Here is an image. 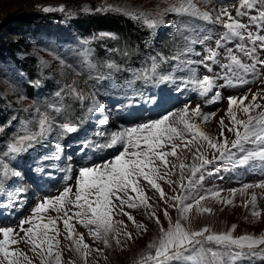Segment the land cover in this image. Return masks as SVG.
<instances>
[{"label":"rangeland","instance_id":"1","mask_svg":"<svg viewBox=\"0 0 264 264\" xmlns=\"http://www.w3.org/2000/svg\"><path fill=\"white\" fill-rule=\"evenodd\" d=\"M181 3L186 4L187 0H0L1 27L14 28L13 21L28 15L45 17L50 22L49 29L40 31L30 39L28 34L25 35L26 48L25 50L18 48L13 61L5 57L0 59V114L2 115L0 119V227L15 229L19 234L16 236L19 243L11 245L10 250L24 253L32 264H41L42 259L44 264H48V261L53 258L47 257L46 245L42 253L39 249L32 251L31 245L25 242L26 238L20 239L24 236V233L20 232V220L32 217L33 209L38 203L46 198L59 196L65 187L71 189L69 198L74 200L79 170L109 162L124 150L122 143L111 147L104 146L108 144L107 138L113 132H121L126 128L150 123L165 114H170L169 122L182 128L183 125L179 121L183 115L182 110L187 107L189 111L185 118L190 123L197 125L214 142H223L226 139L230 145L235 135L234 132L228 131V128L233 125L231 117L227 114L229 108L227 98L247 96L244 101V105L247 106L252 103V96L256 95L255 103L262 107L250 110L249 114L256 116L264 111V67L260 65L257 67L261 75L250 78L251 82L237 87L214 88L205 97L192 91L190 86H185L184 81L191 76L190 68H196L199 76L213 75V73H207L203 65H187L188 59L198 60L200 57L186 53L185 50L193 49L203 54L204 46L199 43L193 44L191 41L204 35H212L213 41L208 43L215 47L214 39L218 38V33L223 29L219 25L203 22L187 13L165 14L166 9L178 7ZM193 3L201 12L209 11L213 7L219 10L217 0H213L211 4L205 3V0H193ZM219 3L231 4L233 0H219ZM45 8L52 10L45 12ZM101 8L104 10L97 11ZM110 8H119L123 11H112L109 10ZM125 12L144 13L145 17L132 19L125 15ZM92 13L115 15L121 19V22L147 33L145 42L149 44L148 47L160 43L157 40L159 41L163 36L177 34V40L169 58L158 60L157 54L150 55V59L156 57L155 80L151 79V67L146 69V66L142 65L141 68L138 67L139 71L142 75L145 70L149 71L148 82H145L143 78L140 80L134 78L133 73L128 74L124 81L136 84V88L129 90L127 94L124 89L114 83L113 79L117 76L114 67L115 62H118L115 59L117 54L113 47H106L105 44L114 37L111 34H99L94 39L84 38L73 29L72 19ZM258 13L259 6L251 12L252 15H258ZM232 14L235 15L234 8H232ZM145 18H162L164 22L157 24L154 28H148L143 22ZM238 19L248 23L247 17ZM209 29L212 31L209 32ZM251 31L255 34L257 29L253 27ZM259 34L264 35V29L259 30ZM56 37L66 42L56 43ZM95 41L97 44L104 43L101 45L102 48L98 47L99 50H97L94 47ZM234 44L235 42L228 47L234 48ZM220 52L221 56L218 59L223 60L224 50L220 49ZM236 54L245 62H250L241 53ZM257 56L259 59H264V51L258 49ZM16 61L35 63L36 73L31 76L26 75L21 66L15 63ZM131 63L124 61L123 66L131 69L128 65ZM151 63L152 60L148 62L150 65ZM96 64H101L103 68L100 70ZM109 64L113 67L109 68ZM213 69L214 72L220 71L216 65H213ZM77 72L80 74L77 75ZM163 75H167L169 79H160ZM39 76L40 78H37ZM216 83L223 84L224 81L217 80ZM67 86H73L75 91ZM26 88H31L32 94L26 92ZM135 90L142 92L139 98L133 95ZM216 92L220 93V98L213 102L211 98ZM78 94H81L83 99ZM149 97L156 98L158 102H148ZM132 101L135 102L131 103ZM197 106H199V113L194 114L193 110ZM89 108L92 109L91 112ZM233 111L237 119H247L241 107L233 106ZM41 114L47 116L50 125V130L45 134L46 138L22 153L4 155L8 143L12 142L16 136L23 134L25 128L29 132L38 131V118ZM204 117H207V120ZM23 121L28 123L22 124ZM63 123L76 127V131L62 132L59 125ZM187 139L190 140L191 137ZM176 143L182 145V150L177 149L178 156L169 157L168 175L165 176V167L160 165L159 161L156 162L163 177L158 180L164 193L163 198L141 179L147 204L150 207L146 208L136 201L138 207L129 208L125 198L121 211L119 201H114L117 207L113 210L112 219L116 231L112 235L121 241L120 246H117L115 239L110 237L111 247L105 248L101 241L94 240L90 235L89 227L93 226L77 227L73 218L70 223L74 228V237L78 239L82 234L83 242L89 245L88 249H82L77 253L73 241L65 238L67 233L63 227V219L67 217L64 216L63 211L57 213L49 206V210L42 214L41 220L46 221L49 218L57 220L56 227L59 229V235L56 236L58 243L53 248V252L60 254L61 264H137V261L149 252L148 244L159 238L160 225L167 228L168 220L165 219V211L172 218L173 224L176 222L179 213L174 198L181 194V185L187 184L189 168L193 163V154L197 147H200V152L210 161L202 166L203 180L198 185L199 193L203 195L212 191H222L219 198L209 197L199 205L200 209H210V211H198L193 203L192 209L187 214L188 219L181 221L183 226L189 231L208 228L211 234H220L232 230L234 225L233 237L260 238L264 236V189L256 187L242 189L245 183L256 184L264 180L262 170L252 166L237 167L229 161L213 159L214 155L218 157L219 154L208 148L207 142L202 139H198L195 144L188 147H184V142L176 141ZM165 150H171L170 146ZM174 162L186 165L183 181L180 177L179 165L172 167ZM196 164L199 166L200 161H196ZM172 170H174L173 173ZM13 172L16 174L12 175ZM199 175L201 173H197V176ZM230 189H238V191L232 193ZM131 194L136 196V193ZM253 196L256 197L255 210L261 213L258 218L250 215ZM226 200H230L231 203H224ZM9 202L12 204L11 207L6 206ZM185 203L192 202L185 201ZM67 210L69 216H73V213L77 211L72 205H67ZM124 212L131 215L134 222L129 220L128 216L123 214ZM156 218L160 220V225L156 223ZM32 219L34 224L24 225L25 229L40 222L35 217ZM117 221L123 223L118 224ZM137 225L143 227L138 228ZM125 233H131V238L129 239ZM50 235L55 234L50 232ZM97 249L101 251H96ZM262 250L264 245L256 249L258 253ZM85 251L88 252L86 257L83 255ZM261 261H264V254L240 258L235 264H254ZM21 264H27V261L21 258ZM148 264H154V262L150 261Z\"/></svg>","mask_w":264,"mask_h":264},{"label":"snow or ice","instance_id":"2","mask_svg":"<svg viewBox=\"0 0 264 264\" xmlns=\"http://www.w3.org/2000/svg\"><path fill=\"white\" fill-rule=\"evenodd\" d=\"M205 3L211 4L213 0H205ZM219 10L213 7L209 11L201 12L193 0H187V3H181L178 7H171L165 10L174 13H187L203 22L212 25H219L223 31L218 33V38L214 39L215 47H212L208 42L213 41L212 35H204L196 40L191 41L193 44L199 43L204 46V53L194 51L193 49H186V53L200 57L198 60L188 59L186 64L203 65L207 73L213 75L199 76L196 68H190L191 76L188 77L184 84L190 86L191 90L196 92L199 96L205 97L212 92L214 88L219 87H237L251 82L250 78H256L261 75L257 65L264 67V59H259L257 56L258 49L264 51V35L259 34V30L264 29V0H233L231 4L219 3L217 0ZM259 6L258 15H252V10ZM232 8L235 9V15L232 14ZM50 8H45L44 11H51ZM104 9H97L103 11ZM109 10L121 12L122 9L110 8ZM125 15L132 19H141L145 17L144 13L125 12ZM247 17L248 23H243L240 19ZM148 28H154L159 23H163L162 18H153L143 20ZM255 27L257 32L254 34L251 28ZM209 32L212 29L208 30ZM110 35V34H109ZM234 44L233 47H228L229 44ZM249 45H251L249 47ZM220 49L224 50L223 60L218 59L221 56ZM239 52L243 57L247 58L245 62L241 56L236 53ZM163 59V57H161ZM177 58L178 57H174ZM151 79L155 80L157 76L156 57L151 58ZM213 65L219 67V72H214ZM109 68L113 65L109 64ZM80 73L77 72V75ZM141 78V77H137ZM145 82H148L150 76L149 71L145 70L143 77ZM162 80H168L167 75L160 77ZM217 80L224 81L223 84H217ZM75 91L73 86H67ZM179 91V89H178ZM81 99L83 96L78 94ZM220 98V93L216 92L211 98L216 101ZM247 96L236 98L228 97V116L231 117L233 127L228 128L229 132H234L235 139L229 142L225 139L223 142H214L207 136L200 128L190 123L185 116L189 109L185 107L182 110L183 115L179 121L183 127H177L175 123L169 122V115L165 114L161 118L152 120L150 123H143L137 127L126 128L121 132H113L106 147H111L117 143L123 144V151L109 162L93 167H83L79 170L76 179V190L74 200L70 199L71 189L65 187L59 196L50 197L38 203L32 212V217L40 220L34 226H29L26 229L24 225H33L32 217L20 220V232L24 236L20 239H25L26 243L31 245L32 251L37 249L44 252V246H47V257L53 258L48 261V264H61L60 254L54 253L53 248L58 241L56 236L59 235V229L56 227L57 220L49 218L46 221L41 220L42 214L49 210L60 213L63 211L65 219H63V227L67 233L66 239L73 241L75 251L81 252L82 249H88L89 245L83 242V235L75 238L73 235L74 228L70 221L75 218L84 227H89V233L94 240H99L103 243L105 248L111 247L110 237L115 239L116 245L120 246L121 241L113 236L116 229L114 227L112 213L117 207L114 201H119L120 210H123L125 198L128 201L129 208H136L143 205L146 208L150 207L147 204V197L141 189L139 181L143 179L160 193L161 198L164 193L158 184V180L163 177L160 174L159 166L156 164L159 161L160 165L165 167V176L168 175V157L178 156L177 149L181 148L176 141L184 142V147L195 144L198 139L207 142L208 148L215 150L218 153L213 156V159L225 160L237 167H259L264 175V111L258 115H250V110L261 108L260 104L255 103L257 96H252V103L245 106L244 101ZM132 101L131 103H134ZM148 102L156 103V98L149 97ZM233 106H239L247 115L246 120L237 119ZM39 112V110H37ZM91 112L92 109L89 108ZM194 111V114L199 113V106ZM211 115V114H209ZM207 120V117H204ZM27 124V121L21 122ZM223 124V121H221ZM62 132L72 133L76 131V127L69 123L59 125ZM50 130V125L46 115L41 114L38 118V131L29 132L27 128L24 129L23 134L16 136L12 142L8 143L7 151L4 155L19 154L27 149H30L36 143H40L42 139L46 138L45 134ZM223 136V132H221ZM187 137H191L190 140ZM170 146L171 150H165ZM252 146V147H249ZM100 147V145H97ZM131 149V151H129ZM182 150V149H181ZM191 150V149H189ZM235 150V151H233ZM200 161V165L196 164ZM210 161L200 152V147L196 148L193 154V163L189 168V175L187 176V184L181 185V194L174 199L178 205L177 211L179 216L173 224L172 218L165 211V219L168 220V226L165 229L160 225V220L156 218V223L160 225L159 238L153 240L148 244L149 252L145 254L137 264H235V262L244 257H254L258 254H264V250L258 253L256 249L264 245V236L255 238L251 236L233 237L232 230L227 233L211 234L208 228H203L199 231H189L183 226L181 221L188 219V213L193 207V203L197 206L198 211H210V209H200L199 205L205 199L219 198L222 190L212 191L201 195L198 191V185L203 180L202 166ZM173 168L176 165H172ZM186 165L180 163V177L183 181L185 179ZM197 173L201 175L197 176ZM16 173L13 172L12 175ZM171 183V182H169ZM264 189V180L256 184L245 183L242 189L248 188ZM232 193L238 189H230ZM131 193H136L134 197ZM191 201L192 203H185ZM256 197H252L250 213L253 217H260L261 213L255 210ZM224 203H231L230 200ZM67 205H72L77 211L73 216L68 215ZM11 207V202L6 205ZM128 216L129 220L133 217L127 212L123 213ZM154 216V213L152 214ZM134 222V220H133ZM116 223H123L117 221ZM142 228V225H137ZM54 233L55 235H50ZM206 233H209L206 235ZM19 234L13 227H0V264H21V258L27 261V264H32L28 261L27 256L16 250H10L11 245L19 243L16 236ZM130 239L131 233H125ZM96 251H101L97 249ZM154 251V254H153ZM39 254V253H38ZM83 255L86 257L88 252L85 251ZM210 257V258H209ZM41 264H44L42 259Z\"/></svg>","mask_w":264,"mask_h":264},{"label":"trees","instance_id":"3","mask_svg":"<svg viewBox=\"0 0 264 264\" xmlns=\"http://www.w3.org/2000/svg\"><path fill=\"white\" fill-rule=\"evenodd\" d=\"M40 18L41 17L28 15L22 17L20 20L13 21L12 24L14 28L0 26V59L5 57L13 61L15 53L18 52V48H21L22 50H25L26 48L27 40H25V35L28 34V39H30L31 36L40 31L49 29L48 26L50 25V22L45 17ZM71 22L73 24V29L84 38L89 37L94 39L98 37L99 34H111L114 37L111 41L108 40L105 44L106 47H113L116 50L117 56L115 59L118 62H115L116 66L114 67L117 76L116 79L114 78L113 80L114 83L118 84V87L125 90V94H127L129 90L136 88V84L124 81V78H127L128 74L133 73L134 78L139 76L141 78L137 79H142L143 75L139 69L142 65H145L146 69L151 67V65L148 64L151 60L150 55L157 54L159 56L157 58L158 60H162L161 57H163V59L169 58L171 56L170 52L177 40V34L172 33L168 37L163 36L161 37L162 39L159 41L157 40V42L160 43H155L154 45L151 43L150 46L152 45V47H148L149 44L145 42L147 33L121 22V19L115 15L92 13L90 15L77 16L72 19ZM58 38L59 37H56V43L66 42L63 39L59 38V40ZM94 44V47L99 50L104 43L97 44V41H95ZM147 53L149 54L148 56ZM99 60L100 59H98V61ZM124 61L127 63L132 62L131 64H128L131 66V69L129 68L130 70L123 66ZM15 63L21 66L26 75L31 76L36 73L37 65L35 63L27 64L21 63L20 61H16ZM136 63L140 64L136 65ZM96 65L100 70L103 68L101 64ZM37 78H40V76ZM121 84H123V86ZM25 90L26 92H29V94H32L33 92L31 88H26ZM141 94L142 92L140 90H135L133 93L137 98H139ZM74 110L75 108L72 109L73 113ZM1 118L2 115L0 114V119ZM254 264H264V261Z\"/></svg>","mask_w":264,"mask_h":264},{"label":"bare ground","instance_id":"4","mask_svg":"<svg viewBox=\"0 0 264 264\" xmlns=\"http://www.w3.org/2000/svg\"><path fill=\"white\" fill-rule=\"evenodd\" d=\"M110 138H111V136H109V137L107 138V143L109 142ZM181 147H182V145H181ZM179 149H181V148H178V150H179ZM167 161H169V157L167 158ZM174 165L178 166V165H180V163L174 162ZM172 169H173V168H172ZM68 172H70V169H68ZM173 172H174V170H172V173H173ZM139 183H140V185H141V189H142V191H143L144 194L146 195V192H145L144 188L142 187V184H141L140 181H139ZM142 183H143V182H142ZM70 216H72V215H70ZM75 221H76V225H77V227H81V226H82V224L79 223L76 219H75Z\"/></svg>","mask_w":264,"mask_h":264}]
</instances>
